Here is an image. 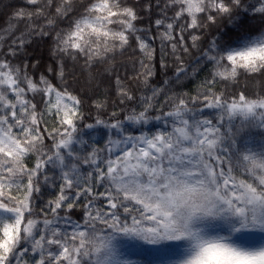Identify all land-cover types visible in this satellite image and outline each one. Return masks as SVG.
Masks as SVG:
<instances>
[{
	"label": "snow or ice",
	"instance_id": "snow-or-ice-1",
	"mask_svg": "<svg viewBox=\"0 0 264 264\" xmlns=\"http://www.w3.org/2000/svg\"><path fill=\"white\" fill-rule=\"evenodd\" d=\"M25 3L33 7L13 13L24 32L0 46V264H129L121 238L166 245L158 251L167 264H264V88L236 91L241 80L264 83V23H236L245 14L264 22V0H156L159 35L148 39L136 6L123 0ZM221 20L236 32L202 47L203 30ZM34 36L53 41L55 64L39 76L16 62ZM155 38L178 65L167 88L149 84ZM193 50L210 76L194 94L171 91L188 76ZM126 56L129 79L148 89L139 98L118 75ZM81 61L93 83L97 69L115 75L119 103L133 102L122 119L83 123L82 99L68 84V62ZM106 106L94 101L98 113ZM97 127L107 142L88 147L84 131ZM49 169L58 170L59 190L37 208L42 187L57 186Z\"/></svg>",
	"mask_w": 264,
	"mask_h": 264
},
{
	"label": "trees",
	"instance_id": "trees-1",
	"mask_svg": "<svg viewBox=\"0 0 264 264\" xmlns=\"http://www.w3.org/2000/svg\"><path fill=\"white\" fill-rule=\"evenodd\" d=\"M125 4L135 5L136 11L140 15V19L136 21L137 27L141 29H150L149 32L141 33L145 39L149 38V35L152 37H158L159 32L154 26V21L157 18L161 17V12L159 8L155 6L156 0H123ZM77 3L80 5H86L89 3V0H77ZM149 3H152L151 12L145 11V6ZM33 6L27 5L25 0H0V37H3V41L0 42V46L5 47L7 44H10L11 40L19 36L20 33L24 32L25 24L23 22H17L14 19L13 13L21 8H32ZM54 11V9H53ZM82 12V8L80 10ZM37 23H42L41 20H38ZM67 20L60 22V27L67 26ZM243 24L245 27H251L257 29L261 26L262 23L259 19H254L251 15L245 14L240 17L236 22ZM12 25H16L15 29H12ZM204 35L202 36V47L207 48L208 44L213 40V38H218L221 35H231L236 32L235 27L232 24H229L226 20L218 21L216 25H210L203 30ZM149 43L156 49L155 58L152 63L154 67V76L151 78L149 84L150 87H165V81H173L175 79L174 74L177 68V64L174 62L171 56H163L161 41L158 38L149 40ZM53 47V41L51 37H39L34 36L31 39V42L26 44L24 51L17 58V63L23 65L26 61L28 63V70L30 72H36V75L39 76L41 72L47 71V68L52 65L54 66L55 61L51 56V50ZM133 47H135V41L133 40ZM138 54V50H137ZM161 59H164L167 63V68L162 69L160 66ZM39 60L40 63L36 66L39 71L34 69L32 65ZM77 64L75 67L72 66L71 62H68V84L71 85L70 91L73 94H78L82 99L81 109L84 114L83 123H94L95 120L99 117L104 120L123 118L126 112L129 110L133 102L126 101L125 104H120V97L117 95V90L121 85H118L115 80V75H105L101 72L100 69H97V72L100 73L98 79L93 83L91 80L92 73L84 72L81 74V65ZM132 60H129L126 57L120 58L117 61L118 65H127V68L121 67L118 75L123 82L124 87H129L133 90L134 94L139 98L142 92L148 91L143 85L139 84L138 81L129 79L133 75ZM185 68L188 69V76L185 79L181 80L179 83H176L170 89L171 91H186L190 94L196 93L201 81L210 76L212 69L201 62L199 53L196 50L192 51L191 55L184 57ZM56 83L57 81H53ZM264 88V83L261 81H252V80H241L240 84L236 86V91H244L247 95H252L255 91H259ZM107 101L106 109L103 113H98L94 107V101ZM117 111L118 117H111V113ZM204 115L209 118H214L212 112L206 111ZM152 127V126H149ZM133 134H138L135 129H130ZM105 129L102 127L94 128L89 131L85 129L84 135L85 138L89 141L88 147L96 146V142L99 141L102 137V134L105 133ZM96 137H94V136ZM254 139L259 144L260 135L258 133H253ZM94 137V138H92ZM50 144V141H46ZM32 166V161H29V167ZM49 175L51 177H56V187L43 186L41 189V196L36 200V206L39 208L46 200L53 198V193L58 192V170L49 169ZM75 215L79 216L80 212L75 211Z\"/></svg>",
	"mask_w": 264,
	"mask_h": 264
},
{
	"label": "rangeland",
	"instance_id": "rangeland-1",
	"mask_svg": "<svg viewBox=\"0 0 264 264\" xmlns=\"http://www.w3.org/2000/svg\"><path fill=\"white\" fill-rule=\"evenodd\" d=\"M53 125L54 117L49 118L48 127L51 128ZM106 142L107 132L102 134L101 139L96 142V145L103 148ZM117 243L122 258L128 261L129 264H167V257L158 251V249L164 248L166 245H148L142 241L128 238H121Z\"/></svg>",
	"mask_w": 264,
	"mask_h": 264
}]
</instances>
